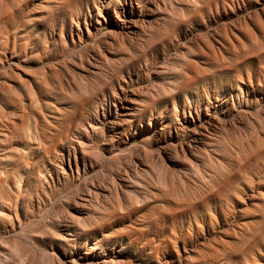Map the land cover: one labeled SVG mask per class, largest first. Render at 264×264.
Segmentation results:
<instances>
[{"label":"rangeland","instance_id":"rangeland-1","mask_svg":"<svg viewBox=\"0 0 264 264\" xmlns=\"http://www.w3.org/2000/svg\"><path fill=\"white\" fill-rule=\"evenodd\" d=\"M88 1L0 0V264H70L69 260L75 258V250L85 252L87 244L97 248L98 263L114 255L108 250L123 249L121 264H264V154L262 157L259 153L264 150V134L259 136L260 141L253 143L260 162L254 160L252 154L249 156L252 161L248 159L251 163L246 164L250 172L246 170L245 175V172H234L231 176L236 187L235 192L230 193L233 195L231 200L223 196L224 190L222 193L213 190L211 182L228 161L226 151L216 156L210 150L203 161L207 162L208 158L214 161L212 172L206 175L200 172L198 182L193 184L189 171L192 162L186 160L180 151L174 153L173 149L170 151L173 157L169 161L161 150L165 144L189 140L193 126L184 120V107L191 109L197 125L210 118L230 124V133L238 140L252 134L251 123L258 112L262 116L260 124L264 123V100L249 82V74L260 76L264 73V0H140L142 9L136 12L142 20H154L148 16L151 15L148 9L154 4L162 6L156 14L158 23L151 22V26H146L136 40H128L119 47L114 60L103 54L96 59L100 43L110 40V37L107 29L97 32L95 21L99 19L104 23V18L111 21L125 0ZM192 7H197V10ZM208 11L215 16L211 17ZM73 12L78 13V17ZM99 14L103 17L99 18ZM189 18L192 19L187 22ZM72 39H75L74 44ZM18 44H21V49ZM259 49L262 51L260 55L257 54ZM101 51L105 52L104 49ZM90 63L95 69L90 67ZM90 69L95 71L94 74ZM244 69L246 72L242 71ZM217 92L225 96L224 101L223 97L218 98ZM207 93L209 97L219 99V108L212 105L207 110ZM82 96L88 98L83 106L80 104ZM129 97L137 99L139 106L136 107L143 112L141 119L136 112L135 117H126L129 121L120 130H112L110 124L113 122L112 113L116 111L115 100L127 101ZM146 97L151 99L147 104ZM199 105L200 119L196 115ZM104 114L107 121H104L103 131L96 135L98 141L90 143L91 149L84 146L88 170L85 171L82 160H79L82 165L79 175L76 168L74 174L67 169L64 184L58 183L54 173L53 180L48 178L49 187L38 186L37 177L48 171L49 162L57 150L65 149L73 154L75 147L79 157L82 156L79 142L84 140L86 144L84 137L88 133H78L77 128L89 118L99 116L103 119L101 115ZM69 115H73V119L68 125L65 117ZM186 115L187 119L188 113ZM160 117L164 124L156 121ZM150 119L155 124L151 128L147 125ZM139 124H142V129ZM116 131L126 133L125 141L118 140L114 135ZM111 136L113 140H110ZM221 136L226 142L224 132ZM237 148L233 147V151L240 157ZM257 166L261 169L260 175L257 174ZM124 167L131 179L127 180L129 185L121 187L119 185L123 183L118 173L123 172ZM132 171L139 175L133 176ZM253 180L256 186L252 185ZM236 182L241 185L237 184V187ZM185 184H189L191 189L188 196L182 193ZM98 186L105 187L109 197L107 195L104 202L85 205V208L81 199ZM174 188L179 191L177 197L172 196ZM216 191L222 194L219 196L223 199L222 205L214 202ZM164 192L168 195L163 196ZM197 196L203 206V209H197V216L189 214L171 218L175 204L190 207L188 203ZM207 199L209 201L206 202ZM129 209L139 211L129 214ZM202 216L205 222L201 221ZM257 225L263 231L258 229V245L255 243L253 246L254 236L258 234ZM65 228L74 236H68ZM245 239L247 242H243ZM251 246L254 248L249 250Z\"/></svg>","mask_w":264,"mask_h":264},{"label":"bare ground","instance_id":"bare-ground-1","mask_svg":"<svg viewBox=\"0 0 264 264\" xmlns=\"http://www.w3.org/2000/svg\"><path fill=\"white\" fill-rule=\"evenodd\" d=\"M32 1V0H31ZM86 1H88V0H85V2ZM94 2H95V0H93ZM92 1V2H93ZM98 1V0H97ZM106 1V0H105ZM199 1V0H198ZM209 1H211V0H209ZM216 1V0H215ZM224 1H226V0H224ZM11 2H12V0H11ZM28 2H29V0H28ZM36 2V1H35ZM85 2H82V3H85ZM89 2V1H88ZM88 2L86 3V4H88ZM147 2V1H146ZM223 2V1H222ZM14 3V2H13ZM212 3V2H211ZM210 3V4H211ZM217 3V2H216ZM215 3V4H216ZM28 4V3H27ZM50 4V3H49ZM64 4V3H63ZM105 4V3H104ZM209 4V5H210ZM12 5V4H11ZM30 6H31V4H29ZM66 5V4H65ZM69 5V4H68ZM80 5H81V3H80ZM110 5V4H109ZM217 5H218V3H217ZM217 5H215V7L217 6ZM8 6V5H7ZM14 6V5H13ZM61 6V5H60ZM111 6V5H110ZM109 6V7H110ZM199 6H201V5H199ZM198 6V7H199ZM10 7V6H9ZM29 7V6H28ZM66 7H68V6H66ZM108 7V8H109ZM162 7V6H161ZM161 7H160V5H158V4H154V7H151L150 6V8L148 9V13L150 12V14L151 15H148V16H152V17H154V20H152V21H146V20H142L141 19V15L140 14H138L137 12H138V10L139 11H141V9H142V6H141V1L140 0H125L124 1V5H122L121 6V8H120V11H115L114 12V17L112 18V20L111 21H108L106 18H104V23H103V21H101V20H99V19H97L95 22H96V25L98 26V27H96V29H97V32L98 31H101L102 29H107L108 31H107V33H108V37H110V40H105L104 42H101L100 43V48L99 49H97L96 51H98L97 53H96V56H97V58L96 59H100L101 58V55L103 54L104 55V57H112V60H114V59H116V52L118 51V48L119 47H122L126 42H128V40H132V41H134V40H136L139 36H140V34H141V32H143L147 27L146 26H148V27H150L151 26V22H155V24L156 23H158V18H156L157 17V12H160L161 11ZM206 7V6H205ZM208 7V6H207ZM264 7V6H263ZM62 8V7H61ZM65 8V7H64ZM63 8V9H64ZM77 8H79V7H77ZM193 8V7H192ZM196 10H197V7H194ZM194 8H193V10H194ZM220 8V7H219ZM41 9V8H40ZM56 9H57V7H56ZM76 9V8H75ZM117 9V8H116ZM204 8H202V10H203ZM208 9V8H207ZM212 9V8H211ZM214 9V8H213ZM100 10V9H99ZM136 10H137V12H136ZM196 10L194 11L195 13H196ZM218 9H216V11H217ZM247 10V9H246ZM245 10V11H246ZM147 11V10H146ZM210 11V10H209ZM208 11V12H209ZM80 12V11H79ZM212 12H213V10H212ZM262 12V11H261ZM69 14L71 13V12H68ZM67 13V14H68ZM197 13H200V12H197ZM210 14H211V12H209ZM218 13V12H217ZM52 14V13H51ZM64 14H66V13H64ZM63 14V15H64ZM66 14V15H67ZM69 14H68V16H69ZM73 14H74V12H73ZM191 14V13H190ZM206 14H207V12H206ZM70 15H72V14H70ZM75 16H77L78 17V13H75L74 14ZM197 16H198V14H196ZM11 16H13L12 15V13H11ZM73 16V15H72ZM107 16V15H106ZM192 16H193V14H192ZM195 16V15H194ZM193 16V17H194ZM212 16H215L214 15V13H213V15L211 14V17ZM262 16V15H261ZM40 17V16H39ZM67 17V16H66ZM98 17L99 18H102L103 16H102V14H99L98 15ZM192 17V18H193ZM196 17V16H195ZM60 18H61V16H60ZM62 18H64V17H62ZM68 18H71V16L70 17H68ZM74 18V17H73ZM184 18H186V17H184ZM192 18H189L188 19V21L187 22H190L189 20L190 19H192ZM204 18V17H203ZM208 18V17H207ZM215 18V17H214ZM213 18V19H214ZM244 18V17H243ZM247 18V17H246ZM12 19V18H11ZM211 19V18H210ZM248 19V18H247ZM56 20V19H55ZM54 20V21H55ZM63 20V19H62ZM71 20V19H70ZM242 20V19H241ZM245 20V19H244ZM14 21V20H13ZM44 21V20H43ZM248 21V20H247ZM15 22V21H14ZM14 22H13V24H14ZM17 22V21H16ZM15 22V23H16ZM60 22H61V20H60ZM64 22V21H63ZM78 22V21H77ZM174 22V21H173ZM184 22V21H183ZM203 22V21H202ZM211 22V21H210ZM241 22V21H240ZM10 23V22H9ZM18 23V22H17ZM80 23V22H79ZM91 23V22H90ZM239 23V22H238ZM41 24V23H40ZM75 24V23H74ZM105 24V25H104ZM190 24H193V23H190ZM204 24V23H203ZM236 24V23H235ZM9 25V24H8ZM12 25V24H11ZM15 25V24H14ZM64 25V24H63ZM63 25H61V28H62V26ZM217 25V24H216ZM81 26V25H80ZM89 26V25H88ZM92 26V25H91ZM95 26V25H94ZM180 26L182 27V25L180 24ZM226 26V25H225ZM14 27V26H13ZM20 27H21V25H20ZM58 27V26H57ZM82 27V26H81ZM179 27V26H178ZM184 27V26H183ZM19 28V27H18ZM17 28V29H18ZM227 28H228V26H227ZM10 29H11V27H10ZM13 29V28H12ZM16 29V28H15ZM182 29V28H181ZM65 30V29H64ZM85 30V29H84ZM176 30H177V27H176ZM11 31V30H10ZM79 31V30H78ZM60 32V31H59ZM81 32V31H80ZM97 32H95V33H97ZM6 33H8V32H6ZM55 33V32H54ZM88 33H89V35L91 34V31L88 29ZM176 32H174V34H175ZM70 34V33H69ZM73 34V33H72ZM167 34V33H166ZM181 34V33H180ZM173 35V34H172ZM23 36H26V35H23ZM29 36V35H28ZM71 36V35H70ZM75 36H77V34L75 35ZM79 36V35H78ZM91 36H93V35H91ZM231 36V35H230ZM245 36V35H244ZM243 36V37H244ZM31 37V36H30ZM90 37V36H89ZM202 37V36H201ZM7 38V37H6ZM10 38V37H9ZM28 38V37H27ZM75 38V37H74ZM170 38H172V37H170ZM179 38V37H178ZM246 38V37H245ZM37 39V38H36ZM35 39V40H36ZM57 39V38H56ZM64 39H65V37H64ZM89 39V38H88ZM93 39V38H92ZM168 39V38H167ZM11 40V39H10ZM28 40V39H27ZM39 40V39H38ZM170 40V39H169ZM226 40V39H225ZM224 40V41H225ZM7 41V40H6ZM30 41V40H29ZM28 41V42H29ZM32 41V40H31ZM37 41V40H36ZM55 41V40H54ZM82 41H85V40H82ZM9 42V41H8ZM12 42V41H11ZM27 42V41H26ZM60 42V41H59ZM72 42H73V44L75 43V39H72ZM137 42V41H136ZM141 42V41H140ZM164 42V41H163ZM165 42L167 43L168 41L167 40H165ZM172 42V41H171ZM225 42H227V41H225ZM144 43V42H143ZM153 43V42H152ZM253 43V42H252ZM13 44V43H12ZM33 45H34V43H32ZM40 44V43H39ZM55 44H57V43H55ZM86 44V43H85ZM257 44V43H256ZM255 44V45H256ZM260 44V43H259ZM13 45H15V44H13ZM19 46L21 45V44H18ZM17 45V46H18ZM28 45V44H27ZM26 45V46H27ZM31 45V44H30ZM97 45V44H96ZM154 45V44H153ZM261 45V44H260ZM58 46V45H57ZM56 46V47H57ZM251 46V45H250ZM258 46V45H257ZM262 46V45H261ZM12 47H14V46H12ZM22 47H23V45H22ZM31 47V46H30ZM54 47H55V45H54ZM135 47V46H134ZM16 48V47H15ZM17 48H19V47H17ZM34 48V47H33ZM53 48V47H52ZM58 48V47H57ZM72 48H75V47H72ZM261 48V47H260ZM20 49H21V46H20ZM56 49V48H55ZM102 49H104L105 50V52L104 51H101ZM248 49V48H247ZM253 49V48H252ZM23 50V49H22ZM21 50V51H22ZM159 50V49H158ZM260 50L261 49H259L257 52V54H259L260 55V53H262V51L260 52ZM13 51V50H12ZM20 51V52H21ZM66 51V50H65ZM145 51V50H144ZM246 51V48L244 49V52ZM14 52V51H13ZM243 52V53H244ZM249 52H251V51H249ZM260 52V53H259ZM21 53H23V52H21ZM18 54V53H17ZM16 54V55H17ZM50 54V53H49ZM134 54V53H133ZM132 54V55H133ZM234 54H236V53H234ZM240 53H238V55H239ZM46 55H48V54H46ZM45 55V56H46ZM56 55V54H55ZM237 55V54H236ZM235 55V56H236ZM250 55H252V54H250ZM256 55V54H255ZM95 56V57H96ZM161 56V55H160ZM234 56V55H233ZM253 57H254V55H252ZM144 57V56H143ZM158 57V56H157ZM249 56H247V57H245L244 58V60L246 59V58H248ZM64 58V57H63ZM46 59V58H45ZM52 60H54V58L52 59ZM144 60V59H143ZM212 60V59H211ZM226 60V59H225ZM225 60L223 61V62H225ZM230 60V59H229ZM47 61H49L48 59H47ZM89 61V60H88ZM142 61V60H141ZM241 61V60H240ZM243 61V60H242ZM261 61V60H260ZM97 62H100V61H97ZM212 62V61H211ZM238 62V61H237ZM135 63V62H134ZM137 63V62H136ZM135 63V64H136ZM141 63V62H140ZM221 63V62H220ZM234 63L235 62H233V65H234ZM245 63V62H244ZM254 63V62H253ZM261 63V62H260ZM260 63H259V67H261L260 66ZM74 64V63H73ZM78 64V63H77ZM209 64V63H208ZM214 64H216L215 62H214ZM226 64H228V63H225V65ZM248 64V63H247ZM262 64V63H261ZM81 65V64H80ZM93 65H98V63L97 64H93ZM220 66H221V68H222V65L221 64H219ZM230 65V64H229ZM231 65H232V63H231ZM239 65H241V63L239 64ZM251 65H252V63H251ZM263 65V64H262ZM87 66V65H86ZM130 66V65H129ZM128 66V67H129ZM213 66V65H212ZM220 66H219V68H220ZM255 66V65H254ZM256 66H257V64H256ZM90 67L91 68H93V69H95L93 66H92V64L90 63ZM140 67V66H139ZM229 67V66H228ZM237 67V65L236 66H233L232 68L233 69H235ZM245 67V66H244ZM220 68V69H221ZM227 68V67H226ZM230 68V67H229ZM231 68V69H232ZM239 68V67H238ZM245 68H247L248 69V67H245ZM59 69V68H58ZM187 69H188V67H187ZM223 69H225V68H223ZM241 69V68H240ZM91 70V73L92 74H94V72L95 71H93L92 69H90ZM139 70V69H138ZM147 70V69H146ZM185 70V69H184ZM128 71H129V69H128ZM188 71V70H187ZM225 71V70H224ZM231 72H232V70H230ZM242 71H245L246 72V69H244V70H242ZM257 71V70H256ZM255 71V72H256ZM228 72V71H227ZM237 72H239V70L237 71ZM236 72V73H237ZM50 74H51V72H49ZM188 73V72H187ZM256 73H258V71L256 72ZM44 74V73H43ZM72 74V73H71ZM124 74V73H123ZM239 74V73H238ZM259 74V73H258ZM45 75V74H44ZM69 75V74H68ZM101 75V74H100ZM137 75V74H136ZM240 75V74H239ZM241 75H243V74H241ZM240 75V76H241ZM196 76V75H195ZM221 76V75H220ZM227 76V75H226ZM43 77V76H42ZM58 77H59V75H58ZM71 77V76H70ZM138 77V76H137ZM200 77V76H199ZM223 77V76H222ZM229 77V76H228ZM247 77V76H246ZM90 78V77H89ZM234 78V77H233ZM120 79V78H119ZM164 79V78H163ZM194 79V78H193ZM192 79V80H193ZM196 79V78H195ZM194 79V80H195ZM216 79H218V78H216ZM235 79V78H234ZM245 79V78H244ZM220 80V79H219ZM218 80V81H219ZM223 80V79H222ZM224 80H225V77H224ZM227 80V79H226ZM263 80H264V73H263V75H258V76H256V75H251V74H249V82H250V84H251V86H253V88H254V91H255V93H257L258 95H260L261 96V99L262 100H264V82H263ZM136 81V80H135ZM159 81H160V79H159ZM187 81H189V82H191V80H188L187 79ZM234 81V80H233ZM235 81H236V79H235ZM247 81H248V78H247ZM69 82V81H68ZM74 82H76V81H74ZM114 83H115V81H113ZM163 82V81H162ZM210 82V81H209ZM216 82V81H215ZM214 82V83H215ZM222 82V81H221ZM240 82V81H239ZM77 83V82H76ZM76 83H75V85H76ZM86 83V82H85ZM113 83V84H114ZM123 83V82H122ZM127 83V82H126ZM185 83H187V82H185ZM192 83V82H191ZM217 83V82H216ZM223 83V82H222ZM234 83V82H233ZM236 83V82H235ZM69 84V83H68ZM70 84H71V81H70ZM79 84V83H78ZM184 84V83H183ZM189 84V83H188ZM213 84V83H212ZM217 84H220V83H217ZM224 84V83H223ZM228 84V83H227ZM226 84V85H227ZM206 85V84H205ZM208 85V84H207ZM222 85V84H221ZM229 85V84H228ZM70 86V85H69ZM111 86V85H110ZM148 86V85H147ZM187 86V85H186ZM214 86V85H213ZM72 87V86H71ZM181 87V86H180ZM185 87V86H184ZM205 87V86H204ZM181 88H183V87H181ZM197 88H198V86H197ZM224 88V87H223ZM231 88V87H230ZM210 89V88H209ZM65 90V89H64ZM63 90V91H64ZM69 90V89H68ZM107 90V89H106ZM105 90V91H106ZM109 90V89H108ZM200 90V89H199ZM67 91V90H66ZM73 91V90H72ZM104 91V90H103ZM117 91V90H116ZM130 91V90H129ZM143 91V90H142ZM195 91H196V89H195ZM202 91V90H201ZM225 91V90H224ZM75 92V91H74ZM106 92H108V91H106ZM200 92V91H199ZM69 93V92H68ZM77 93V92H76ZM109 93V92H108ZM115 93V92H114ZM125 93V92H124ZM189 93V92H188ZM218 93V92H217ZM70 94V93H69ZM103 94V93H102ZM126 94V93H125ZM171 94V93H170ZM180 94V93H179ZM253 94V93H252ZM101 95V94H100ZM134 95V94H133ZM167 95V94H166ZM173 94H171L170 96H172ZM178 95V94H177ZM176 95V96H177ZM182 95V94H181ZM184 95V94H183ZM209 94L207 93V99H208V104H207V110L209 111V108L210 107H212V105H215V108H219L218 107V102H219V99H221L222 97H223V101L225 100V96L224 95H220L219 93H218V100L217 99H215V98H211V97H209L208 96ZM59 96V95H58ZM99 96V95H98ZM169 96V94L167 95V97ZM169 96V97H170ZM245 96V95H244ZM57 97V96H56ZM102 97V96H101ZM116 97V96H115ZM114 97V98H115ZM174 97V96H173ZM94 98V97H93ZM118 98V97H117ZM124 98V97H123ZM98 99V98H97ZM167 99V98H166ZM193 99H194V97H193ZM234 99V98H233ZM100 100V99H99ZM110 100V99H109ZM117 100V99H116ZM115 100V104H114V109H116V111L114 112V113H112V117H113V119H112V123L109 125L110 126V128L112 129V130H120L122 127H123V125L127 122V121H129V119H127L126 117H129V116H132V117H135V115H136V112H138V115H136V116H138L139 117V119H141V117H142V115H143V112H141L142 110L141 109H139L138 107H136V106H139L137 103V99H131V97H129V99L127 100V99H125V100H127V101H121V100H119V101H116ZM151 99L150 98H148V97H146V104H147V102H149ZM164 100V99H163ZM169 100V99H168ZM170 100H171V98H170ZM85 101H88V98L85 96H82L81 98H80V104L83 106L84 104H85ZM92 101V100H91ZM200 100H198V102H199ZM222 101V100H221ZM99 102V101H98ZM108 102V101H107ZM113 102V101H112ZM159 102V101H158ZM234 102V101H233ZM236 102V101H235ZM106 103V102H105ZM220 103V102H219ZM222 103V102H221ZM61 104V103H60ZM79 104V105H80ZM87 104H89V102L87 103ZM104 104V103H103ZM102 104V105H103ZM109 104V103H108ZM54 105V104H53ZM154 105V104H153ZM264 105V104H263ZM78 106V105H77ZM104 106V105H103ZM106 106H107V104H106ZM155 106V105H154ZM154 106H151V107H154ZM220 106V105H219ZM73 107H74V105H73ZM108 107V106H107ZM200 105L198 106V109L196 108V115H198V119H200V116H199V114L201 113V110H200ZM202 107V106H201ZM75 108V107H74ZM87 108H88V106H87ZM97 108V107H96ZM95 108V109H96ZM103 108V107H102ZM102 108H101V110H102ZM77 109H78V107H77ZM104 109V108H103ZM106 109V108H105ZM151 109V108H150ZM174 109V108H173ZM75 110H76V108H75ZM79 110V109H78ZM85 110H86V106H85ZM98 110V109H97ZM148 108L146 107V109H145V111H147L148 112ZM84 111V110H83ZM103 111V110H102ZM112 111V110H111ZM254 111V110H253ZM73 112H76V111H73ZM104 112V111H103ZM106 112V111H105ZM108 112V111H107ZM165 112H167V111H165ZM188 113V117H187V119H186V114ZM70 113H72V112H70ZM145 113V112H144ZM198 113V114H197ZM211 113V112H210ZM236 113H238V112H236ZM74 114V113H73ZM235 114V113H234ZM262 114H264V112L262 113ZM79 115V114H78ZM111 115V114H110ZM156 115V114H155ZM162 115H164V114H162ZM167 115V114H166ZM195 115V114H194ZM229 115V114H228ZM245 115H246V113H245ZM96 116V115H95ZM101 116H103V119H101V117H93V118H89L88 120H87V122H83L82 124H81V127L80 128H77L78 130H77V132L79 133L80 131H85V132H87L88 133V135L87 136H85L84 137V139H85V141L87 142L86 144H84V140L83 141H80L79 142V144L81 145L80 146V149H81V153H82V156H80L79 157V153H77L76 152V148L74 147L73 148V154L71 153V151H66L65 149H61V150H57L56 151V154H55V156H54V158H52L51 160H50V162H49V166H48V171L47 172H45V173H43V174H40L38 177H37V185L38 186H42V187H45L46 185L49 187V183H50V181L48 180V178H50L51 180H53V177H52V174H54L55 173V175H57V180H58V183L59 184H64L65 183V181L67 180V172H66V170L68 169L72 174H74V169L76 168V171H77V173H78V175H79V173H80V161L79 160H82V163H83V167H84V169H85V171H87L88 169H87V154L83 151L84 149H86V148H84V146L86 147V145H87V148H89V149H91V147H90V143H92V142H95V141H98V139H97V137H96V135L99 133V131H103V128H104V126H105V120H106V116H105V114L104 115H101ZM180 116V115H179ZM209 116H211V115H209ZM230 116V115H229ZM73 117V115H69V116H67V117H65L66 119L65 120H67L66 122H68V123H66L65 121V123L66 124H70L71 122H72V118ZM79 117H81V116H79ZM111 117V118H112ZM165 117V116H164ZM228 117V116H227ZM78 118V117H77ZM162 117H160V118H158V119H156V121L159 123L160 122V124H164V119L162 120L161 119ZM80 119V118H79ZM179 119H182V118H179ZM262 119V116H261V113H257V114H255L254 116H253V122L251 123V125H252V134H250V135H247L246 137H245V139L244 140H238L237 138H235V137H233L232 135H231V133H230V130H231V126H230V124H228L229 126H230V128H229V126L227 125V123H223V122H221V121H219V120H212L211 118L210 119H208V120H206V123H200V124H196V122H195V120H194V116H193V113H192V111H191V109L190 110H187V108L186 107H184V120H186V122H188V124L190 125H192L193 126V131L191 132V134H190V136H189V140H187V142H185V143H180V144H175V143H171V144H165L163 147H162V149L161 150H164L163 152H164V155L166 156V158H168L169 159V161L170 160H172V157H173V155H172V153L170 152L172 149V151H174V153H176V154H178V151H180L181 152V154L183 155V157H185L186 158V160H188V161H190V162H192V165H189V171H190V179L192 180L191 182L193 183V184H195V183H197L198 181H197V179H199V173L200 172H203L205 175L206 174H209V172H212L211 171V166H213V164H214V161L210 158H208L207 159V162H204L203 161V157L204 156H208V152L211 150L213 153H214V155H216V156H221V154H222V152H224V151H226L228 154H229V158H228V161H226V165L224 166V169H223V171H220V172H218V173H216V178L215 179H212V189L213 190H217V191H220L221 192V190H222V192H223V190L225 191V194L223 195L225 198H227L226 200H231V195L232 194H230L231 192H235V183L233 184L232 182H234V180L232 181V179L233 178H231V176L233 175V173L234 172H238V173H241V172H245L246 170H248L247 168L249 167L248 165H247V167H246V164L248 163L249 164V162L250 161H252V160H250V159H253L254 158V160H256V161H258L259 160V156H258V154H257V152L255 151V150H253V143L255 142V141H260L261 139L259 138V136L260 135H262V134H264V123L262 122V125L260 124V120ZM151 121L147 124L148 126H150V128L151 127H153L155 124H153V121H152V119H150ZM107 121V120H106ZM137 121V120H136ZM180 121V120H179ZM264 121V120H263ZM63 122V123H64ZM75 123H76V121H75ZM65 124V125H66ZM140 125V128L142 127V124H139ZM146 125V126H147ZM180 125V124H179ZM67 126V125H66ZM65 126V127H66ZM158 126V125H157ZM181 127H183V126H185L184 124H181L180 125ZM250 126V125H249ZM71 129H73V128H71ZM138 129V128H137ZM142 129V128H141ZM171 129V128H170ZM181 129V128H180ZM239 129V128H238ZM250 129V128H249ZM61 130V129H60ZM62 130H66L65 128H63ZM154 130V129H153ZM175 130V129H174ZM190 130V129H189ZM122 131V130H121ZM123 131H125L124 129H123ZM131 131V130H130ZM180 131H182V130H180ZM233 131V130H232ZM250 131V130H249ZM60 132H62V131H60ZM106 132V131H105ZM117 132V133H116ZM116 132H114V135H116L119 139L118 140H124V137L126 136V133H124V132H120V131H116ZM142 132V131H141ZM225 133V135H226V142H224V138L221 136V134L222 133ZM234 132V131H233ZM123 133V134H122ZM130 133V132H129ZM134 133V132H133ZM172 133V132H171ZM182 133H183V131H182ZM243 133V132H242ZM60 134V133H59ZM162 134H163V132H162ZM166 134V133H165ZM241 134V133H240ZM122 135V136H121ZM164 135V134H163ZM236 135V134H235ZM246 135V134H245ZM159 136V135H158ZM83 137V136H82ZM128 137V136H127ZM140 137V136H139ZM168 137V136H167ZM170 137V136H169ZM174 137V136H173ZM173 137H171V138H173ZM240 137H242V136H240ZM240 137H238V138H240ZM114 138L111 136V139L110 140H113ZM117 139V138H116ZM44 141H45V139H43ZM173 140V139H172ZM177 140H179V139H177ZM176 140V141H177ZM182 140V139H181ZM78 141V140H77ZM125 141V140H124ZM129 141V140H128ZM134 141V140H133ZM167 141V140H166ZM42 142V141H41ZM160 142V141H159ZM172 142V141H171ZM46 143V142H45ZM44 143V144H45ZM133 143V142H132ZM137 143V142H136ZM167 143V142H166ZM259 143V142H258ZM42 144V143H41ZM103 144H104V142H103ZM117 145V144H116ZM130 146V145H129ZM158 146V145H157ZM235 146H238V150H239V155H240V157H238L237 156V153H235L234 151H233V147H235ZM122 147V146H121ZM259 147H261V144L259 145ZM43 148H44V146H43ZM67 148V147H66ZM108 148V147H107ZM46 150V149H45ZM44 150V151H45ZM107 150V149H106ZM123 150V149H122ZM127 150V149H126ZM135 150V149H134ZM47 151V150H46ZM45 151V152H46ZM119 151V150H118ZM121 151V150H120ZM148 151V150H147ZM128 152H129V150H128ZM133 152V151H132ZM146 151L144 150V153H145ZM149 152V151H148ZM80 153V154H81ZM131 153V152H130ZM152 153V152H151ZM260 154H261V156H262V154H264V150H262V151H260L259 152ZM138 154V153H137ZM252 154H254L253 155V158H250L249 159V156L250 155H252ZM257 154V155H256ZM5 155V154H4ZM151 155V154H150ZM213 155V154H212ZM248 155V156H247ZM143 156V155H142ZM155 156V155H154ZM258 156V157H257ZM73 157V158H72ZM161 157V156H160ZM159 157V158H160ZM183 157H181V158H183ZM263 157V156H262ZM261 157V158H262ZM142 158V157H141ZM158 158V157H157ZM258 158V159H257ZM161 159V158H160ZM248 159L250 160V161H248ZM158 160V159H157ZM163 160V163H164V159H162ZM205 160V159H204ZM253 160V161H254ZM261 160V159H260ZM260 160H259V162H260ZM138 161V160H137ZM141 161V160H140ZM248 161V162H247ZM154 162H156L155 160H154ZM158 162H159V160H158ZM158 162H157V164H158ZM167 162V161H166ZM90 163V166L93 168V163H92V161H90L89 162ZM136 163V162H135ZM153 163V162H152ZM162 163V162H161ZM251 163V162H250ZM255 163V162H254ZM254 163H252L253 165H254ZM256 163H258V162H256ZM38 164V163H37ZM143 164V163H142ZM141 164V165H142ZM156 164V163H155ZM132 165V164H131ZM162 165H164V164H162ZM174 165H176V164H174ZM251 165V164H250ZM253 165H251V166H253ZM14 166V165H13ZM82 166V165H81ZM148 166H149V163H148ZM150 166H154V165H150ZM157 167H158V165H156ZM15 167V166H14ZM128 167V166H127ZM135 167V166H134ZM164 167V166H163ZM111 168V167H110ZM125 168V167H124ZM123 168V169H124ZM131 168V167H130ZM136 168V167H135ZM145 168V167H144ZM156 168V167H155ZM154 168V169H155ZM171 168V167H170ZM250 168V167H249ZM254 168V167H253ZM12 169H13V167H12ZM95 169V168H94ZM108 169V168H107ZM112 169V168H111ZM139 169V168H138ZM157 169V168H156ZM257 174L258 175H260V168L257 166ZM42 171H43V169H41ZM109 170V169H108ZM143 170V172H145L144 171V169H142ZM169 170V169H168ZM174 170V169H173ZM40 171V170H39ZM68 171V172H69ZM172 171V170H171ZM176 171V170H175ZM226 171V172H225ZM249 171V170H248ZM89 172V171H88ZM87 172V173H88ZM133 172V171H132ZM136 172H138V170L136 171ZM136 172H133L134 174H133V176L135 175V176H137V175H139V174H137ZM142 172V171H141ZM157 172V171H156ZM155 172V170H154V173H156ZM217 172V171H216ZM250 172V171H249ZM262 173V172H261ZM130 174V173H129ZM143 174V173H142ZM246 174V172L244 173V175ZM98 175V174H97ZM118 177H120V181L123 183V185L120 183V185L119 186H125V185H129V183L130 182H128L127 180L128 179H131V177L128 175V170H126V168H125V170H123V172H121L120 174L118 173ZM239 175V174H238ZM241 175V174H240ZM243 175V174H242ZM73 176V175H72ZM167 176V175H166ZM214 176V175H213ZM235 177H237L236 175H234ZM233 176V177H234ZM29 177H30V175H29ZM95 177H96V175H95ZM169 177V176H168ZM234 177V178H235ZM246 177V176H245ZM250 177V176H249ZM28 178V177H27ZM34 178V177H33ZM133 178V177H132ZM205 178V177H204ZM56 179V178H55ZM111 179H113V178H111ZM117 179V178H116ZM210 179V178H209ZM237 180H239V179H237ZM243 181H244V176H243V179H242ZM264 180V179H263ZM116 181V180H115ZM246 181V180H245ZM259 181V180H258ZM134 182V181H133ZM238 182V181H237ZM236 182V185L237 184H239V183H237ZM239 182H241V181H239ZM53 183V182H52ZM99 183V182H98ZM176 183V182H175ZM245 183V182H244ZM252 185L253 186H256V183H255V181L253 180L252 182ZM54 184V183H53ZM52 184V185H53ZM61 184V185H62ZM92 184H93V182H92ZM95 184V183H94ZM93 184V185H94ZM100 184V183H99ZM209 184V183H208ZM96 185V184H95ZM98 185V184H97ZM102 185V184H101ZM106 185V184H105ZM199 185V184H198ZM239 185H241V184H239ZM58 186V185H57ZM64 186V185H63ZM87 187V186H86ZM108 187V186H107ZM113 187V186H112ZM116 187V186H115ZM237 187H238V185H237ZM92 188V187H91ZM127 188V187H126ZM169 188H170V186H169ZM255 188V187H254ZM119 190L121 189V188H118ZM130 189V188H129ZM238 189V188H237ZM40 190V189H39ZM114 190H115V188H114ZM87 191V190H86ZM110 191V190H109ZM117 191L118 190H116V193H117ZM121 191V190H120ZM216 191V192H217ZM77 192V191H76ZM123 192H125L124 190H123ZM122 192V193H123ZM172 196H175V197H177V196H179V191H178V189H173L172 191ZM191 192V189H190V187H189V184H185V186H184V188H183V190H182V193H183V195L184 196H188L189 195V193ZM220 192L218 193L217 192V194H215V195H213V196H215V198H214V202L216 201V203L217 204H220V205H222V203H223V199L222 198H220V197H222V194H220ZM221 192V193H222ZM227 192V193H226ZM110 193H111V191H110ZM82 194V193H81ZM113 194V193H112ZM107 190H106V188L105 187H103V186H98V187H96L95 188V190H90V191H88L84 196H83V198L81 199L82 201V203L84 204V206L85 205H89L90 206V204H92L93 202H95V201H103L104 202V200L105 199H107ZM122 195V194H121ZM163 196H167L168 194L167 193H163L162 194ZM250 195V194H249ZM220 196V197H219ZM233 196V195H232ZM108 197H109V195H108ZM209 197H212V196H209ZM208 197V198H209ZM118 199V198H117ZM210 200H212V199H210ZM193 202H189L188 204H191V206L190 207H187V205H183L182 203H177V204H175V209H173V214H172V216H171V218H173V219H175V218H177V217H179V216H187V215H189V214H191L192 216H197L198 215V213H197V209H203V206H201L200 205V199L198 198V196L194 199V200H192ZM207 201H209L208 199L206 200V202ZM102 202V203H103ZM226 203H227V201H225ZM96 203V202H95ZM80 204V203H79ZM123 204V203H122ZM219 205V206H220ZM224 205V204H223ZM78 206H80V205H78ZM77 206V207H78ZM225 206V205H224ZM223 206V207H224ZM76 207V206H75ZM81 208V207H80ZM85 208H87L86 206H85ZM107 208V207H106ZM249 209V208H248ZM130 211H129V214H130V212L131 211H133V212H135V213H137L139 210H135V209H129ZM263 210V209H262ZM80 211V210H79ZM206 211V210H205ZM204 211V212H205ZM209 211V210H208ZM224 211V210H223ZM107 212V211H106ZM84 213V212H83ZM161 213V212H160ZM207 213V212H206ZM205 213V214H206ZM81 214V213H80ZM70 215V214H69ZM82 215V214H81ZM80 215V216H81ZM201 215V214H200ZM207 215H208V213H207ZM206 215V216H207ZM74 216V215H73ZM72 216V217H73ZM92 216H94V215H92ZM263 216V215H262ZM261 216V217H262ZM86 217H89V215L88 216H86ZM264 217V216H263ZM76 219V218H75ZM263 219V218H262ZM261 219V220H262ZM165 220V219H164ZM151 221V220H150ZM149 221V222H150ZM201 221H203V222H205V218L202 216L201 217ZM87 222V221H86ZM264 222V221H263ZM263 222L261 221V223L263 224ZM165 223V222H164ZM67 225H65V227H66ZM69 226V225H68ZM258 226V228H256ZM256 227H255V229H261L260 228V226L259 225H257ZM263 227V226H262ZM221 228V227H220ZM252 228V227H251ZM254 229V231H256ZM253 229H251V231H252ZM259 230H258V234H256L255 236H254V239L253 238H249L250 236H252V235H250L247 239H253V244L251 243V245H253V246H256V245H258V241L256 242V240H258L259 238H258V236L257 235H259ZM65 231L67 232V234H68V236H74L72 233H71V231H69V230H67L66 228H65ZM254 231H253V234H254ZM261 231H263L262 229H261ZM260 231V232H261ZM257 233V232H256ZM264 233V232H263ZM95 234V233H94ZM66 235V234H65ZM58 236V235H57ZM263 236V235H262ZM246 237H247V235H246ZM69 238V237H68ZM67 238V239H68ZM101 238H102V236H101ZM104 238V237H103ZM261 238V237H260ZM262 239V238H261ZM260 239V240H261ZM263 239H264V237H263ZM90 240V239H89ZM96 240V239H95ZM100 240V239H99ZM249 240V244H250V241ZM97 241V240H96ZM244 241H246L247 242V240L245 239V240H243V242ZM121 242V241H120ZM240 242V241H239ZM242 242V241H241ZM240 242V243H241ZM261 242V241H260ZM259 242V243H260ZM255 243H256V245H255ZM95 246H97L98 245V243H93ZM103 244V243H102ZM195 244V243H194ZM242 244V243H241ZM247 244V243H246ZM128 245V244H127ZM243 246V245H242ZM246 246H248V245H246ZM245 246V247H246ZM253 246H251V247H249V250H250V248H254ZM5 247V246H4ZM240 247H241V245H240ZM84 248H86V251L85 252H83V251H80V250H75L76 251V255H75V258L73 259L72 258V256H71V260H69V263L70 264H121L122 263V261H121V259H120V255L121 254H123V249H121V250H118V251H113V250H108V251H111L110 253H112V254H114V255H111V256H109V257H105L104 259H102V261L100 262V263H98V261H97V257H96V255H95V251L97 250V248L96 247H94V246H91L90 244H87L86 245V247H84ZM119 248V247H118ZM235 248H237V247H235ZM234 248V250L236 251V249ZM239 248V247H238ZM237 248V249H238ZM64 249V248H63ZM115 249V248H114ZM231 251H233V249L231 250ZM128 252V251H127ZM249 252H251V251H249ZM253 252V251H252ZM98 253V252H97ZM254 253V252H253ZM253 253H251V254H253ZM229 254V253H228ZM249 255H250V253H248ZM248 254H246V256L248 255ZM72 255V254H71ZM124 255V254H123ZM229 255H232L231 253L229 254ZM229 255H228V257H229ZM248 255V256H249ZM233 256V255H232ZM248 256L246 257V258H248ZM65 257V256H64ZM69 257V256H68ZM231 258V257H230ZM250 259H251V257H249ZM226 259V258H225ZM212 260V259H211ZM224 260V259H223ZM68 261V260H67ZM66 261V262H67ZM228 261V262H227ZM226 262L227 263H231L230 262V260H227ZM243 261V260H242ZM251 261V260H250ZM224 262V261H223ZM239 262V261H238ZM241 262V261H240ZM181 263H182V261H181ZM220 263H222V262H220ZM219 263V264H220ZM232 263H235V262H232ZM242 263V262H241ZM250 263V262H249ZM259 263V262H258ZM195 264V263H194ZM215 264H217V263H215ZM225 264V263H224Z\"/></svg>","mask_w":264,"mask_h":264}]
</instances>
